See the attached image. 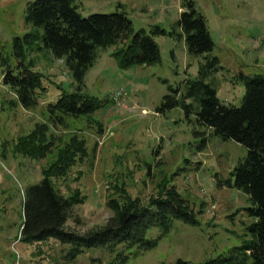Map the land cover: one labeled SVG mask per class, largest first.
Wrapping results in <instances>:
<instances>
[{"label": "rangeland", "instance_id": "obj_1", "mask_svg": "<svg viewBox=\"0 0 264 264\" xmlns=\"http://www.w3.org/2000/svg\"><path fill=\"white\" fill-rule=\"evenodd\" d=\"M30 1L0 0V264H173L177 258L199 264L250 239L247 226L254 218L247 213L252 206L249 196L225 183L227 179L232 182L231 172L246 149L213 135L211 128L196 121L193 112L186 113L179 105L158 108L163 96L171 93L168 86L181 88L185 79H194L203 57L209 54L217 57L219 67L205 81L214 86L222 103L240 106L245 92L240 74L264 77V0H192L213 41L207 54L189 56L183 39L158 34L152 39L160 61L152 65L121 67L114 52L125 46L123 40L98 49L82 91L107 100L106 104L90 115L66 118L59 126L50 123L45 106L62 91L75 90L62 60L45 48L34 46L27 51L24 62L30 61L31 69L41 74L43 88L33 107H22L2 82L6 67L2 59L18 71L12 39L32 29L24 18ZM185 1L72 0L82 16L123 10L132 23L127 39L140 29L149 34L153 25L170 31ZM42 122L48 128L46 135L53 139V148L45 158L32 159L17 151L15 144ZM72 135L84 141L87 156L65 177L52 179L61 194L77 190L83 198L66 221L69 230L83 233L104 224L111 215L107 198L120 199L116 189L122 187L131 197L146 200L162 183L175 187L196 212L197 223L175 220L156 247L129 255L125 262L117 256L119 249L110 252L103 246L85 247L69 260L65 257L69 245L53 238L20 242L24 189L41 179L42 168L52 163ZM203 137L205 147H200ZM158 233L154 227L147 236Z\"/></svg>", "mask_w": 264, "mask_h": 264}, {"label": "trees", "instance_id": "obj_2", "mask_svg": "<svg viewBox=\"0 0 264 264\" xmlns=\"http://www.w3.org/2000/svg\"><path fill=\"white\" fill-rule=\"evenodd\" d=\"M181 7L183 10L170 31L153 25L149 34L140 29L127 39L132 23L123 10L82 16L72 0L30 1L24 18L32 29L12 39L18 71L2 59L1 64L6 65L2 82L9 86L22 107L35 106L38 92L43 89L41 74L32 70L31 62L25 63L24 59L27 51L45 48L62 60L75 83L74 91H62L55 100L47 102L45 109L50 123L59 126L66 118L90 115L107 101L97 100L82 91L84 76L95 63L98 49L123 40L125 46L114 52L121 67L159 62L160 53L152 39L156 34L183 39L189 56L211 52L213 41L205 18L194 8L192 0H186ZM203 58L194 79H185L181 88L168 86L171 93L163 96L158 110L179 105L186 113L193 112L196 121L211 128L213 135L222 140L231 139L246 149L245 156L231 172L232 182L227 179L225 183L249 196L252 206L247 208V213L254 221L247 226L250 239L199 264H264V77L240 74L245 88L241 104L238 107L226 105L217 97L214 86L205 81L219 67L218 59L210 54ZM47 130L44 122L35 124L31 132L19 137L15 149L32 159L45 158L53 148V139L46 135ZM205 141L203 137L200 147H205ZM86 156L84 141L70 136L58 149L52 163L42 168L41 179L24 189L20 242L32 244L53 238L69 245L65 255L69 260H74L85 247L103 246L110 252L119 249L117 256L125 262L129 255L156 247L175 220L190 225L197 223L196 212L175 187L162 183L158 192L146 200L131 197L122 187L115 188L120 192V199L107 198L111 215L104 224L83 233L69 230L66 221L74 205L83 202V198L77 190L67 196L61 194L52 179L65 177L71 167ZM74 220L80 222L78 218ZM154 227L159 233L148 237L147 232ZM173 264L189 262L177 258Z\"/></svg>", "mask_w": 264, "mask_h": 264}]
</instances>
